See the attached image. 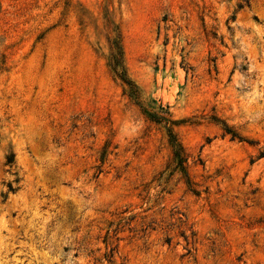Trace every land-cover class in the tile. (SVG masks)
Instances as JSON below:
<instances>
[{
    "label": "rangeland",
    "instance_id": "obj_1",
    "mask_svg": "<svg viewBox=\"0 0 264 264\" xmlns=\"http://www.w3.org/2000/svg\"><path fill=\"white\" fill-rule=\"evenodd\" d=\"M0 264H264V0H0Z\"/></svg>",
    "mask_w": 264,
    "mask_h": 264
},
{
    "label": "trees",
    "instance_id": "obj_2",
    "mask_svg": "<svg viewBox=\"0 0 264 264\" xmlns=\"http://www.w3.org/2000/svg\"><path fill=\"white\" fill-rule=\"evenodd\" d=\"M113 49H114V53H113L112 59H111V69H112L113 73L122 81V83H124L128 87L129 96L133 97V98H137L135 91L133 90V86L131 85L129 79L127 78L124 67L121 63L120 45L118 43L114 42L113 43ZM152 118L156 121L162 120L161 118H158V117H152ZM169 137H170V144L174 150V156L177 159L179 166H181L183 164V160H182V156L180 153V148L176 144V140L172 139V135L170 133H169ZM12 163H13V157L11 156L7 159V164H12Z\"/></svg>",
    "mask_w": 264,
    "mask_h": 264
}]
</instances>
